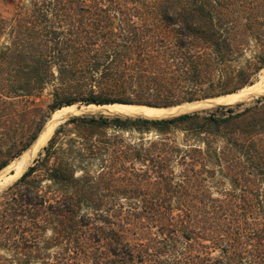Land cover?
Wrapping results in <instances>:
<instances>
[{
    "label": "trees",
    "instance_id": "obj_1",
    "mask_svg": "<svg viewBox=\"0 0 264 264\" xmlns=\"http://www.w3.org/2000/svg\"><path fill=\"white\" fill-rule=\"evenodd\" d=\"M5 1L0 171L65 106L170 107L264 67V0ZM239 105L64 121L0 191V264H264V96Z\"/></svg>",
    "mask_w": 264,
    "mask_h": 264
},
{
    "label": "bare ground",
    "instance_id": "obj_2",
    "mask_svg": "<svg viewBox=\"0 0 264 264\" xmlns=\"http://www.w3.org/2000/svg\"><path fill=\"white\" fill-rule=\"evenodd\" d=\"M261 94H264V82H259V83L247 86L245 88H242L234 93L214 97V98L208 99L200 103H193L190 105H185V106L183 105V106H178V107H174L170 109L146 107L143 105H124V104L113 103V104H103V105L95 106L94 108L91 107V109L87 111L94 110V111H99V112H104V113L108 112L111 115L117 114V115H122V116H131V117L139 116V117H145V118H162V117H167L170 115H178L181 113H187L195 109H199V108H206V109L213 108L214 106L220 105V104L221 105H224V104L232 105L235 103L246 101L250 98L256 97L257 95H261ZM67 110H72V106L63 107L57 111L58 115L54 117L51 126H48L49 129L48 127H46L47 126L46 124L45 126L46 128H44L41 138L20 157L19 161H17L14 164L13 172L7 178H5V180H3L4 182L7 183L9 180L17 177L21 173V171L23 170L25 165L28 163L32 155L36 152V150L39 149V147L43 145L46 138L50 135V133L54 129L55 125H57L56 122L59 123L61 119H63L67 114H70L68 112H64ZM3 181L1 182L3 183Z\"/></svg>",
    "mask_w": 264,
    "mask_h": 264
},
{
    "label": "rangeland",
    "instance_id": "obj_3",
    "mask_svg": "<svg viewBox=\"0 0 264 264\" xmlns=\"http://www.w3.org/2000/svg\"><path fill=\"white\" fill-rule=\"evenodd\" d=\"M13 11H14V6L12 5V4H9L8 2H6L5 0H0V15H1V17L2 18H4V19H6V20H9L11 17H12V15H13ZM263 32H264V30H263ZM263 35H264V33H262ZM253 51H254V49H253V44L251 45V47H249V48H246L245 49V56L243 57V58H241L240 59V63H239V65L240 66H243L244 64H245V60L246 59H248V58H250V55L253 53ZM259 82H264V67L262 68V69H260L259 71H258V73H257V75H256V78H255V80L253 81V83L251 84V85H253V84H256V83H259ZM247 86H250V85H246V86H244V87H242V88H245V87H247ZM242 88H240V89H242ZM240 89H238V90H240ZM237 90V91H238ZM236 92V91H235ZM219 96H221V95H219ZM261 96H264V94H261V95H257L256 97H253V98H250V99H248V100H246V101H243V102H239L238 104H240L239 105V107H235L234 106V110H242V109H244V108H246V107H250V106H252L253 104H255V101H256V99H258L259 97H261ZM218 97V96H217ZM49 96H48V91H45V92H43L38 98H35L34 100H33V103L32 104H28V106L29 107H31V106H36V107H45V105L49 102ZM209 99H211V98H209ZM78 107H80V110L79 111H77V108ZM91 107L92 108H94L95 106L94 105H89L88 107H85V105H83V104H79V103H77V104H74V105H72V110H67V111H64V112H68V113H70V114H67L66 116H65V119H64V121H66V120H68L69 118H71V117H73V116H88V117H90V116H95V117H98V116H100V115H104V116H106V117H114V116H116V115H109V114H106V113H104V112H99V111H87V110H90L91 109ZM214 110V108H208V109H206V108H204L203 110H201V111H205V112H211V111H213ZM84 112V113H83ZM92 112V113H91ZM196 112V111H195ZM190 113H192V111L190 112ZM58 115V112L56 111L54 114H52L51 116V123L49 124V123H45L44 124V126H43V128L45 127V125L47 124V126L46 127H48V126H51V124H52V122H53V119H54V117L55 116H57ZM119 117H121V118H124V117H126V116H119ZM133 118V117H132ZM63 123V121L62 122H56V124L57 125H55V127H54V129L52 130V132L50 133V135L46 138V140H45V142L43 143V145L41 146V147H39V149L38 150H36V152L32 155V157L30 158V160L28 161V163L25 165V167L23 168V170L21 171V173L17 176V177H15V178H13V179H11V180H9L7 183L6 182H4L3 180H5V178H7L12 172H13V169H14V164L17 162V161H19L20 160V157L27 151V150H29L30 149V147L25 151V152H23L18 158H16V159H14L10 164H9V166L8 167H6L5 169H3V170H1L0 171V191L1 190H3V189H5L7 186H9L10 184H12L14 181H16L19 177H20V175L27 169V167L28 166H30V164L32 163V161H33V159H35L36 157H37V154L40 152V150L46 145V142L50 139V137L52 136V134H53V132H54V130L58 127V125H60V124H62ZM45 127V128H46ZM48 129H49V127H48ZM42 131V130H41ZM172 135L176 138V139H180L181 138V133L179 132V131H172ZM153 135H154V133H149V134H147L146 136H148V137H153ZM134 138H136V137H134ZM15 179V180H14ZM1 181H3V183L1 182ZM11 181V182H10ZM6 184V185H5ZM47 235H49L48 233H47Z\"/></svg>",
    "mask_w": 264,
    "mask_h": 264
},
{
    "label": "water",
    "instance_id": "obj_4",
    "mask_svg": "<svg viewBox=\"0 0 264 264\" xmlns=\"http://www.w3.org/2000/svg\"><path fill=\"white\" fill-rule=\"evenodd\" d=\"M206 100H208V99H205V100H199V101H193V102H186V103H182V104H179V105H175V106H170V107H153V108H168V109H170V108H174V107H178V106H185V105H190V104H193V103H200V102H203V101H206ZM124 105H129V104H124ZM89 105H85V107H88ZM94 106H99V105H94ZM223 106H229V105H216V106H214L213 108H217V107H223ZM65 107H67V106H65ZM146 107H149V106H146ZM204 108H199V109H195V110H193L192 112H195V111H201V110H203ZM60 110V109H59ZM80 110V107H78L77 108V111H79ZM58 111V110H57ZM191 112V111H190ZM190 112H187V113H181V114H178V115H170V116H167V117H162V118H146V119H167V118H172V117H177V116H179V115H183V114H188V113H190ZM55 113V112H54ZM53 113V114H54ZM106 114H110V113H106ZM116 116H119V115H117V114H115ZM126 117H131V116H126ZM138 118H145V117H139V116H137ZM137 117H133V118H137ZM64 119H65V117L63 118V119H61V121L60 122H64ZM51 120V118L47 121V123L49 122ZM46 126V125H45ZM45 128V127H44ZM44 128L42 129V131L39 133V135L37 136V138H36V140H35V142L30 146V148L41 138V135L43 134V131H44Z\"/></svg>",
    "mask_w": 264,
    "mask_h": 264
}]
</instances>
